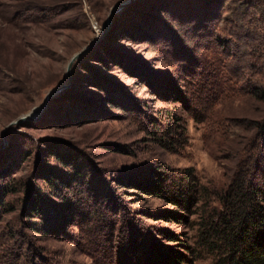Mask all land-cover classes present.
Wrapping results in <instances>:
<instances>
[{
	"label": "rangeland",
	"instance_id": "rangeland-1",
	"mask_svg": "<svg viewBox=\"0 0 264 264\" xmlns=\"http://www.w3.org/2000/svg\"><path fill=\"white\" fill-rule=\"evenodd\" d=\"M261 36L264 0H0V264H213L147 187L230 185Z\"/></svg>",
	"mask_w": 264,
	"mask_h": 264
},
{
	"label": "trees",
	"instance_id": "trees-1",
	"mask_svg": "<svg viewBox=\"0 0 264 264\" xmlns=\"http://www.w3.org/2000/svg\"><path fill=\"white\" fill-rule=\"evenodd\" d=\"M38 10V7H34L25 13ZM52 11V8L47 10L48 13ZM25 13H18L17 18L30 22L32 18ZM258 40L251 52L256 49V53L262 55L259 72L253 77L251 72L239 78L234 76L232 82L237 79L242 81L239 90L242 89L247 97L264 103V36L258 37ZM2 45L0 66L3 63L2 55L8 53L7 47ZM251 65L245 66L251 70ZM1 75L0 68V79ZM234 127L237 131L252 132L254 135L238 141L237 147L231 149L233 168L227 188L209 190L201 188L195 178L189 182L190 176L180 178L167 175L163 180L164 185L161 183L147 189L169 200L181 212L199 217L198 246L201 252L198 250L196 254L213 256V264H264V116L260 121L244 120ZM41 203L37 196L33 197L30 209L34 214L41 212ZM179 261L182 264L183 260Z\"/></svg>",
	"mask_w": 264,
	"mask_h": 264
},
{
	"label": "water",
	"instance_id": "water-1",
	"mask_svg": "<svg viewBox=\"0 0 264 264\" xmlns=\"http://www.w3.org/2000/svg\"><path fill=\"white\" fill-rule=\"evenodd\" d=\"M127 4V3H126ZM125 4V5H126ZM125 5H121V6H119L120 8H122V7H124ZM85 52L86 51H82V52H80L79 54H77L72 60H71V63H70V66H69V73H68V75H69V77H70V69H71V66L73 65V63L76 61V60H78L80 57H82L84 54H85ZM64 88V87H63ZM63 88H58L53 94H51L50 96H49V99L50 98H52L55 94H57L58 92H60ZM31 118L30 117H28V116H26V117H22V118H20L19 120H17L16 122H14L12 125H14V124H20V123H22L23 121H26V120H30Z\"/></svg>",
	"mask_w": 264,
	"mask_h": 264
}]
</instances>
